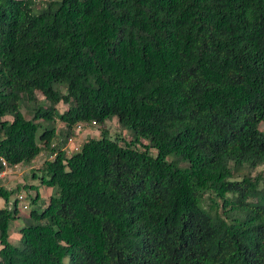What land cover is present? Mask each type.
Returning a JSON list of instances; mask_svg holds the SVG:
<instances>
[{
	"label": "trees",
	"instance_id": "1",
	"mask_svg": "<svg viewBox=\"0 0 264 264\" xmlns=\"http://www.w3.org/2000/svg\"><path fill=\"white\" fill-rule=\"evenodd\" d=\"M262 123L264 0H0V172L51 188L0 264H264Z\"/></svg>",
	"mask_w": 264,
	"mask_h": 264
},
{
	"label": "rangeland",
	"instance_id": "2",
	"mask_svg": "<svg viewBox=\"0 0 264 264\" xmlns=\"http://www.w3.org/2000/svg\"><path fill=\"white\" fill-rule=\"evenodd\" d=\"M57 107L59 111H63L66 105H64L63 103H59ZM22 111L25 112L24 106L22 107ZM57 125L58 127L62 126L60 122H57ZM260 128L264 130V123L261 124ZM103 129H106L112 138L119 136L128 139L129 137L128 130L122 129L117 123V119L112 118L111 120H107L103 124H80L75 131V144H82L83 141L89 137H99ZM40 131L41 128L38 130V133ZM150 152L152 154H155V150H153L152 148L150 149ZM71 153L72 151L70 150V148H66V154L70 155ZM46 158L47 156L45 154H40L31 163H22L17 164L14 167H9L8 170L4 173V175L0 177L2 180V184L5 187L9 189H16L17 187H19L18 191H14L9 196L7 202H5L4 199L0 198V208H12L14 201L17 200V218L12 219L9 224V241L15 245H18L20 242L21 235L19 229L24 225L23 217L29 216L30 210L34 206H36V204L31 203L30 199L34 198L35 196H38L37 203L44 205H46L49 201L51 188L46 185H43L41 183V178L39 177V167L45 161ZM251 174L252 176L259 175L261 177V184L264 186V166H258L252 171ZM19 195H22L24 198L19 199ZM23 204H27L28 208H23Z\"/></svg>",
	"mask_w": 264,
	"mask_h": 264
},
{
	"label": "built area",
	"instance_id": "3",
	"mask_svg": "<svg viewBox=\"0 0 264 264\" xmlns=\"http://www.w3.org/2000/svg\"><path fill=\"white\" fill-rule=\"evenodd\" d=\"M93 123H95V122H93ZM66 148H70V150L72 152H75V151H78L79 150L80 144L79 145H76L75 144V135L74 136H70V137L67 138V142L64 145L63 150L66 151ZM53 155H51L49 158L50 159L53 158ZM1 164L4 167V170L0 172V177L4 175V173L8 170L9 167L16 166V165L8 166V164L6 163V161L5 160H2V159H1ZM18 198L19 199H23V196L22 195H19ZM22 206H23V208H27V204H23Z\"/></svg>",
	"mask_w": 264,
	"mask_h": 264
}]
</instances>
